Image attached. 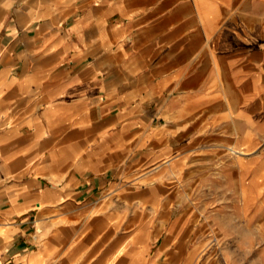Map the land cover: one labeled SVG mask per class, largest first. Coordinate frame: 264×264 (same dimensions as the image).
<instances>
[{"label":"crops","instance_id":"crops-1","mask_svg":"<svg viewBox=\"0 0 264 264\" xmlns=\"http://www.w3.org/2000/svg\"><path fill=\"white\" fill-rule=\"evenodd\" d=\"M257 182L264 0H0V264H175L197 209L235 263Z\"/></svg>","mask_w":264,"mask_h":264},{"label":"rangeland","instance_id":"rangeland-1","mask_svg":"<svg viewBox=\"0 0 264 264\" xmlns=\"http://www.w3.org/2000/svg\"><path fill=\"white\" fill-rule=\"evenodd\" d=\"M263 184L259 182L254 186V193L250 197L238 198L231 200L230 202L225 201L223 204H217L218 200H210V206L216 207L217 205H233L237 207H247L252 212L256 213L255 226L251 225L252 235H248V231H244L242 234L245 238H255L254 244L250 246H245L244 252H242L241 260L236 257L239 252L231 246L225 248L227 256L236 255L235 263H228L223 261V248L216 244L218 237V230L216 228V215H201L199 209L197 213H194L192 217L191 230H184V225H180L178 232L176 233V238L178 242H181L180 246L176 247V262L175 264H264V193L262 191ZM201 184L194 183L193 191V205L194 209L199 208L202 203L201 198ZM204 201V200H203ZM233 201V202H232ZM183 215L177 216V219L183 218ZM183 222V220H182ZM208 222V223H207ZM220 238L222 236L219 235ZM207 238L212 239L210 244L207 243ZM191 252V259H187Z\"/></svg>","mask_w":264,"mask_h":264}]
</instances>
